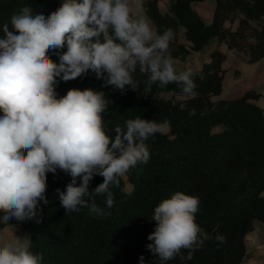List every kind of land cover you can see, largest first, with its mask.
Listing matches in <instances>:
<instances>
[{
    "label": "trees",
    "instance_id": "16d2710c",
    "mask_svg": "<svg viewBox=\"0 0 264 264\" xmlns=\"http://www.w3.org/2000/svg\"><path fill=\"white\" fill-rule=\"evenodd\" d=\"M161 1L145 0L144 8L157 33L172 31L168 54L173 60L185 61L214 42L246 53L251 64L264 59V0H215L211 23L194 9V4L204 0H169L166 13L160 10ZM62 2L0 0V36L3 25L9 23L11 28L10 17L21 8L28 6L33 15L48 17ZM181 28L185 29V42L180 40ZM66 50L65 45L58 51ZM48 55L58 62L56 52ZM226 60L220 50L211 53V60L203 63L199 73L194 72L196 88L191 96L184 95L176 83H154L146 92L147 77L138 70L135 91L131 86L123 90L105 86L106 74L98 79L91 70L67 82L57 77L58 97L72 88L105 94L110 104L103 120L112 137L116 126L123 128L125 120L137 116L160 123L167 120L168 131L149 137L148 162L138 163L111 188V208L105 203L106 196L95 197L106 215L88 208L66 213L56 189L64 191L71 177L57 170L47 174L49 203L40 202L37 217L0 222V231L21 225L30 233V250L42 254L43 264H141V257L143 264H241L247 254V235L256 222L264 223V108L255 103L262 94L252 89L236 98H221ZM169 92L183 98L158 96ZM102 182L103 177L95 175L89 191ZM177 191L199 198L196 222L212 239L191 260L177 257L161 262L147 249L152 243L147 237L155 229L154 208ZM216 235H223L225 243L219 244ZM183 254L187 256V251Z\"/></svg>",
    "mask_w": 264,
    "mask_h": 264
},
{
    "label": "clouds",
    "instance_id": "9594fccd",
    "mask_svg": "<svg viewBox=\"0 0 264 264\" xmlns=\"http://www.w3.org/2000/svg\"><path fill=\"white\" fill-rule=\"evenodd\" d=\"M10 25H3L0 36V222L36 218L40 202L49 203L47 174L57 170L71 177L64 191L56 189L66 213L88 208L106 215L95 197L106 196L111 208V188L138 163L148 162L146 141L165 133L170 122L137 116L116 126L112 137L103 120L110 104L105 94L72 88L58 97L57 77L67 82L91 70L98 79L106 74L105 86L135 91L138 70L147 77L146 92L154 83H176L191 96L194 72L176 70L168 54L172 31L159 34L146 17L134 18L130 0H63L48 17L25 6L11 15ZM65 45L66 51H58ZM95 175L103 182L89 191ZM199 205L198 197L177 191L154 208L155 229L146 247L159 261L191 260L212 239L196 222ZM215 240L225 243L223 235ZM23 241L0 246V264H43L42 254Z\"/></svg>",
    "mask_w": 264,
    "mask_h": 264
},
{
    "label": "rangeland",
    "instance_id": "374dc122",
    "mask_svg": "<svg viewBox=\"0 0 264 264\" xmlns=\"http://www.w3.org/2000/svg\"><path fill=\"white\" fill-rule=\"evenodd\" d=\"M131 1L132 2H130V5H133V8H130L131 15L134 18L140 16L146 17L155 30L153 22L145 12V8L143 5L145 1L139 0V6H137L136 0ZM200 8H203V11H200ZM214 8L215 0H204L200 4L194 6V9L200 14V16L205 20L206 23H211ZM163 13H165V11H163ZM227 25L229 26L230 24ZM233 28H237V23L233 26ZM215 50H220L227 55V71L224 78V90L221 98H235L241 96L238 92L240 87L243 90V93H245L247 90L252 89L262 94V97L259 100H256L255 103L264 108V59L251 64L248 62V55L246 53L231 51L226 43H216L207 46L202 53H196L197 55L191 56L185 61H173L174 66L178 72L191 69L193 72L199 73L204 60L203 57L205 59L208 57L209 59L211 52ZM158 96L165 99L175 100L183 98V96L176 95L173 92L160 93L158 94ZM127 190H131V186L129 184L127 185ZM17 238L21 240H17ZM23 239H27V242L30 246V233L19 224L13 225V227L10 226L0 231V246L8 242L22 243L24 242Z\"/></svg>",
    "mask_w": 264,
    "mask_h": 264
},
{
    "label": "crops",
    "instance_id": "0c3cea01",
    "mask_svg": "<svg viewBox=\"0 0 264 264\" xmlns=\"http://www.w3.org/2000/svg\"><path fill=\"white\" fill-rule=\"evenodd\" d=\"M130 2H132V1L130 0ZM200 3L201 2H198V3L194 4V6L197 4H200ZM169 4H170L169 0H163L159 3V7H160V10L162 13H163V11H165V13L168 11ZM143 5H144V3H143ZM130 8H133V5L132 6L130 5ZM200 11H203V8H200ZM179 35H180L181 42H185V29L184 28L180 29ZM212 44H216V42H214ZM231 51H234V50H231ZM202 52H200V53H202ZM194 55H197V54L193 53L189 57L194 56ZM199 56H201V55H199ZM203 59H204L203 63L209 62L211 60V54H210L209 59H208V57L206 59L203 57ZM175 60H179V59H175ZM175 60H173V61H175ZM226 62H227V60H226ZM226 62L224 63V69H226ZM203 63H202V65H203ZM201 68H202V66H201ZM201 68H200V70H201ZM226 71H227V69H226ZM238 92L240 93V95H242L243 90L241 89V87L238 90ZM8 227H10V226H8ZM8 227H6V228H8ZM6 228H4V229H6ZM246 249H247V254H246V257L244 258V260L241 264H264V223L259 222V221L256 222L255 229L247 235V237H246Z\"/></svg>",
    "mask_w": 264,
    "mask_h": 264
}]
</instances>
